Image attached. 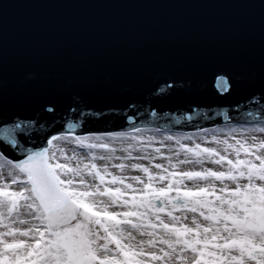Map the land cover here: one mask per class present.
Instances as JSON below:
<instances>
[{"label": "water", "instance_id": "1", "mask_svg": "<svg viewBox=\"0 0 264 264\" xmlns=\"http://www.w3.org/2000/svg\"><path fill=\"white\" fill-rule=\"evenodd\" d=\"M227 126H264V0H0L5 162L54 136Z\"/></svg>", "mask_w": 264, "mask_h": 264}, {"label": "snow or ice", "instance_id": "2", "mask_svg": "<svg viewBox=\"0 0 264 264\" xmlns=\"http://www.w3.org/2000/svg\"><path fill=\"white\" fill-rule=\"evenodd\" d=\"M217 87L226 90V81ZM238 131L264 126L230 129L223 140L213 133L217 147L168 135L176 147L167 156L161 147L148 152L154 137L131 132L54 136L25 159L8 160L6 172L0 165V264H264V140L237 139Z\"/></svg>", "mask_w": 264, "mask_h": 264}, {"label": "bare ground", "instance_id": "3", "mask_svg": "<svg viewBox=\"0 0 264 264\" xmlns=\"http://www.w3.org/2000/svg\"><path fill=\"white\" fill-rule=\"evenodd\" d=\"M258 127H262V126H250L249 129L252 128H258ZM230 129H237V130H243V129H247L244 126H235V128H232L230 126H227L226 128H215V131H206L205 134H201V135H195L192 136L195 139L196 143H201V145H205L206 147H217L216 144L214 143H210L209 141H211V135L213 133H215L219 139L223 140V139H228L229 137L227 136V133ZM117 134V133H116ZM138 138H143L144 140H147L148 137H154V141L153 144L151 146H147V150L148 152H152L154 147H161V152L167 156L170 155V153L168 152V146H171L172 148H175V143L174 140L173 141H168L165 140L164 137L170 135V133H164L162 135V133H153V131L151 130H140L138 134H135ZM255 135L257 137L258 140H264V133H259V132H254V133H245L243 135L240 134V132L234 133V136L237 139H242V140H247L249 143L252 142L251 137ZM63 137H67L69 139H72L74 137H70V136H65L62 135ZM91 136V135H89ZM174 137L179 136L178 134H173ZM203 136L204 139H201L200 137ZM160 141H163V147L161 146ZM230 142L234 143V140L230 139ZM54 143L60 144L61 146H63L64 148L68 149L69 152L71 151L72 148L76 147L74 144H70L67 141H54ZM125 144L127 143V141L124 142ZM184 144L188 145V146H192L193 141L191 140H184L183 141ZM117 147H119V142H117ZM79 151L81 152V154L84 153L85 150L83 149H79ZM117 155L123 156L125 155V153L122 152H117ZM133 155H140V153H133ZM121 161H113V163H120ZM126 164H132V163H139V164H143L145 166H149V161L148 160H127L125 161ZM153 163H167L166 160H161V159H157L155 161H153ZM7 165V162H6ZM194 167V166H193ZM197 168V170L199 169V166H195ZM203 167L206 168H211L213 170H221L220 167L218 165H213L210 163H206L205 165H203ZM185 165H181L180 168L178 170L181 171H186ZM5 172L7 170V166L6 168H4ZM153 172L158 171L155 168L151 169ZM110 171H112L114 174H118V175H127V176H143L142 173L137 172V171H132L131 169H126L124 173H120L118 169H114V168H110ZM190 182V181H189ZM192 183V182H190Z\"/></svg>", "mask_w": 264, "mask_h": 264}, {"label": "rangeland", "instance_id": "4", "mask_svg": "<svg viewBox=\"0 0 264 264\" xmlns=\"http://www.w3.org/2000/svg\"><path fill=\"white\" fill-rule=\"evenodd\" d=\"M242 131V130H241ZM238 132H240V131H238ZM247 133H254V132H251V131H249V132H247ZM260 133V132H259ZM202 146H205V145H202ZM214 147V146H213ZM97 164L98 165H102V164H104V161H97ZM0 165H3L4 166V168H6V162L4 161V159H2V160H0ZM186 166V168H184V169H186V171L187 170H192L193 169V165H185ZM186 184L189 186V187H192L193 186V184L192 183H190L189 181H186ZM113 210H115V209H113Z\"/></svg>", "mask_w": 264, "mask_h": 264}]
</instances>
